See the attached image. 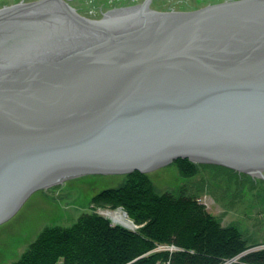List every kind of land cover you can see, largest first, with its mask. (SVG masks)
Returning <instances> with one entry per match:
<instances>
[{"label":"water","instance_id":"1","mask_svg":"<svg viewBox=\"0 0 264 264\" xmlns=\"http://www.w3.org/2000/svg\"><path fill=\"white\" fill-rule=\"evenodd\" d=\"M147 5L0 8V225L88 174L188 158L264 178V0Z\"/></svg>","mask_w":264,"mask_h":264},{"label":"trees","instance_id":"2","mask_svg":"<svg viewBox=\"0 0 264 264\" xmlns=\"http://www.w3.org/2000/svg\"><path fill=\"white\" fill-rule=\"evenodd\" d=\"M176 162L185 175L196 174L200 166L206 165L184 158ZM206 167L217 170L221 180L229 179L228 189L234 187L235 196H239L237 193L241 190L255 189L256 194L251 190L250 197L248 194L245 197L252 205L264 207V188L261 191L254 185L264 187V181L258 182L250 175L220 165ZM196 197L186 186L176 192L158 193L147 174L134 171L128 174L125 184L102 190L93 201L123 206L141 225L138 230L113 225L97 213H84L70 227L46 228L16 264H158L169 257L171 264H219L223 258L244 251L250 241L240 226L223 225ZM157 242L174 243L182 250L145 255ZM242 260L264 264V248L246 253Z\"/></svg>","mask_w":264,"mask_h":264},{"label":"rangeland","instance_id":"3","mask_svg":"<svg viewBox=\"0 0 264 264\" xmlns=\"http://www.w3.org/2000/svg\"><path fill=\"white\" fill-rule=\"evenodd\" d=\"M21 1L34 0H0V8ZM141 1L68 0L79 13L90 19H102L106 14L125 11L123 8L133 7ZM149 1L148 6L150 9L174 12L195 10L225 0ZM177 160L143 173L148 175L156 192H176L181 186H186L188 191L197 196V202L204 205L208 213L218 217L223 225L234 223L240 226L245 236L249 238V246L238 255L223 258L219 264H249L242 260L246 253L264 248V242H262L264 241V207L252 205L248 200L249 198L245 197L247 194L250 197L251 190L256 194V190L252 188L250 191L247 189L246 191L241 190V192H238L239 194L237 193L239 196H235L234 187L228 189L230 188L229 179L227 181L221 180L217 170L206 167L209 164H219L195 162L206 165L200 166L201 168L196 174L185 175L176 162ZM227 168L250 175L256 178L258 182L260 180L264 181L262 177L240 172L230 167ZM127 179L128 174H88L68 179L63 183L35 192L12 219L0 225V264H16L24 257V254L46 228L56 225L70 227L84 213H97L109 219L113 225L118 224L131 230H138L141 225H138L129 216L123 206L98 204L93 201L96 194L102 190L122 186L127 182ZM254 185L256 188H261V191L264 188L261 184ZM247 188H250V186ZM231 191L232 196L228 194ZM113 213L127 214V218L133 222V225L128 226L115 221ZM164 250L172 253L173 251L182 250V248L174 243L157 242L155 248L145 255ZM158 264H171V259L169 257L168 260L158 262Z\"/></svg>","mask_w":264,"mask_h":264},{"label":"bare ground","instance_id":"4","mask_svg":"<svg viewBox=\"0 0 264 264\" xmlns=\"http://www.w3.org/2000/svg\"><path fill=\"white\" fill-rule=\"evenodd\" d=\"M149 4H150V1L148 0V5ZM148 5H147V8L149 7ZM113 216H114L115 221H118V222L125 224V225H128V226L133 225V222L127 218V214L113 213Z\"/></svg>","mask_w":264,"mask_h":264}]
</instances>
